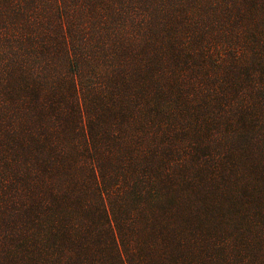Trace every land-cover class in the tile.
Segmentation results:
<instances>
[{
	"label": "trees",
	"instance_id": "16d2710c",
	"mask_svg": "<svg viewBox=\"0 0 264 264\" xmlns=\"http://www.w3.org/2000/svg\"><path fill=\"white\" fill-rule=\"evenodd\" d=\"M9 1L27 14L23 0ZM195 1L172 3L185 27L163 20L152 28L177 52L170 58L149 35L134 46L121 39L113 56L110 42L88 50L93 39L69 37L54 23L39 60L0 59V165L9 166L0 194L13 211L9 237L22 244L10 264H240L227 236L243 229L222 220L264 210V110L256 109L264 83L252 81L257 99L238 112L224 91L210 117L202 116L201 81L169 96L172 59L179 68L198 53L219 66L208 54L206 21L187 10ZM233 2L241 22L249 6L264 8V0ZM254 56L263 70L264 53Z\"/></svg>",
	"mask_w": 264,
	"mask_h": 264
},
{
	"label": "rangeland",
	"instance_id": "374dc122",
	"mask_svg": "<svg viewBox=\"0 0 264 264\" xmlns=\"http://www.w3.org/2000/svg\"><path fill=\"white\" fill-rule=\"evenodd\" d=\"M169 1L171 2H167L165 7H161L160 0H113V3H108L107 0H23L21 4L26 7L28 14L23 15L17 12L18 5L14 7L9 0H0V59L10 57L12 54L17 58L26 54L29 60H32L34 54H37L39 60L40 53L44 51L41 45L50 36L46 28L54 23L56 30L68 34L69 37L73 35L93 39L88 50H91L92 46L93 49L96 46L104 47L110 42V54L113 56L121 39H127L126 45L134 46L140 42V36L149 35L157 41V45L155 43L154 45L163 47L161 53L169 58L176 56L177 52H167L169 45L166 42L161 43L162 40L152 29L158 21L163 20L168 25L175 22L176 28L186 26L187 17L184 15L176 17L172 3L175 9L178 5L175 0ZM210 1H217L218 4L211 6L208 4ZM188 3L189 1L185 6ZM189 5L187 10L192 12L194 19L198 17L202 24L206 21L205 28L212 38L208 54L215 55L219 66L214 68L209 61H202L198 53L193 55L194 58H182V61L186 59L188 64L184 62L179 68L175 67L172 59L170 74L168 76L165 74L168 86L173 84L168 94L177 100L179 89H188L191 80L201 81L204 83L205 97H202L200 106L207 104L202 116L210 117L214 108L220 107L218 102L221 97L225 101L224 91L229 94L228 102L236 103L235 110L238 109L235 112H238L241 110L240 106L257 99L252 88L255 79L264 83V69L262 70V66H256L260 57L254 59L256 51L264 53V8L259 4L249 6L245 19L243 18L241 22V14L236 13L233 0H197ZM185 6L179 8L183 10ZM42 9L47 11L46 17L41 12ZM227 10L228 12L233 10L234 13L229 21L224 16ZM28 16H35L36 19L31 21L33 18ZM222 20L224 21L221 23ZM209 21L216 23L208 27ZM36 36L39 39L33 38ZM198 38H201L200 35L196 37ZM51 55L58 57L59 53L55 51ZM98 62L99 67L105 69V65L101 64V61ZM113 62L117 64L118 60L114 58ZM189 92L197 91L190 88ZM256 109L261 112L264 107L258 103ZM259 119L257 128L264 133V114ZM223 124L226 125V121H223ZM224 139L226 143H231V137L230 140ZM8 167V162L5 161L0 165V190L5 184L2 175L8 174ZM7 202V197L0 194V234L4 236L0 237V264H10L12 254H18V249L22 246L17 236L12 237V240L9 237L11 229L9 223L14 222V217L11 204L9 207L4 206ZM236 223L237 228H242L243 231L231 230L227 236L231 241L228 244L231 254L238 253L244 256L241 261L236 259V262L264 264V210L249 208L247 213L244 211L243 214L235 211L232 218L229 216L222 220L225 229H228L227 224L233 229ZM240 238L242 241L238 240Z\"/></svg>",
	"mask_w": 264,
	"mask_h": 264
}]
</instances>
